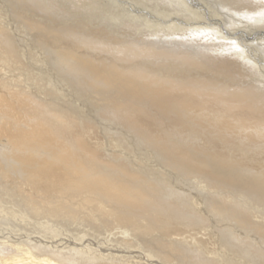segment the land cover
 Segmentation results:
<instances>
[{"label": "bare ground", "instance_id": "obj_1", "mask_svg": "<svg viewBox=\"0 0 264 264\" xmlns=\"http://www.w3.org/2000/svg\"><path fill=\"white\" fill-rule=\"evenodd\" d=\"M6 1L10 4L0 7V264H134L135 260L129 261L136 255L145 259L140 264H154L148 258L157 264H264V247L250 245L238 255L229 240L224 241L225 247L222 242L224 248H217L218 236L214 239L200 231L208 210L246 218L253 209L264 208V203L259 208L254 200L248 201V195L236 201L216 189L220 177L252 194L258 191L255 185L236 179L246 177L244 168L255 173L254 169L264 167V80L236 53L230 38L245 43L257 58V44L264 40V0H222L227 10H246L243 16L251 17L255 27L229 23L227 18L234 17L218 10V0H193L192 7L215 13L222 34L205 27L185 32L174 26L157 30L150 37L153 41L144 40L141 31L127 34L118 26L128 27L126 20H134L136 16L128 11L152 21L188 25L173 17L174 2ZM108 3L119 14L104 11ZM62 7L68 13H62ZM17 18L31 33L36 31V44ZM177 34L189 35L193 41L170 48L158 38ZM66 38L72 44H62ZM42 44L54 55L40 48ZM58 70L67 81L56 77ZM127 87L133 88L128 92ZM136 91L145 93L144 104L138 102ZM75 94L87 109L72 100ZM105 116H113L117 122L111 124H120L121 130L111 132L112 126L99 121H105ZM191 131L197 133L183 137ZM120 132L129 144L135 142L140 149L141 143L161 158V164L153 162V167L147 161L137 165L143 175L158 167L146 188L139 184L142 179H136V185V180L134 184L118 175L141 178L131 169L136 160L130 149L120 158L116 152L111 157L102 154V146H110L116 140L111 136ZM162 164L182 167L193 177L194 186L173 192L179 180L160 171ZM112 170L119 171L118 179L111 177ZM258 192L257 200H264V187ZM73 199L82 204L71 207ZM84 206L98 219L101 216L99 223L121 226L117 242L107 234V238L96 233L78 238L75 220L59 217L60 213L75 215ZM226 232L239 240L234 224ZM151 234L154 238L148 240ZM180 236L184 241H178ZM188 239L193 241L185 244ZM70 243L79 248L92 245L97 253L90 259L78 255L74 261L63 249ZM143 247L159 252L143 251ZM179 250L184 253L174 258ZM115 251L132 255L118 254L116 261L98 257Z\"/></svg>", "mask_w": 264, "mask_h": 264}, {"label": "rangeland", "instance_id": "obj_2", "mask_svg": "<svg viewBox=\"0 0 264 264\" xmlns=\"http://www.w3.org/2000/svg\"><path fill=\"white\" fill-rule=\"evenodd\" d=\"M4 1V2H3ZM12 1H16V0H12ZM149 1H153V0H149ZM154 1H159V0H154ZM165 1V4L164 5H166V3H167V5H168V1H170V3H172V2H174V3H172V5H170V7H172L171 9H170V12H172V13H174L173 15V17H179L182 21L183 20H185L187 23H189L188 25H185L184 26V24H181V25H178V24H180L177 20H174V21H170V22H167V23H163V22H161V21H156V20H148L147 18H145L144 16H141V15H138V14H136V13H134L133 11H128L132 16L133 15H135L136 17H133L134 18V20H130V21H128V20H126V25L128 26V27H126V26H118V28L119 29H121L122 27H124V28H122V29H124V31L127 33V34H130L131 32H134V31H138V32H140L141 31V33H142V35H145L146 36V38L144 39V40H152L153 41V38H150L151 37V35L153 34V33H155L157 30H163V31H165V30H167V29H171L172 27H177V26H180V29H181V27H183L184 28V30H185V32H189L190 30H193L194 28L198 31V30H202L203 29V27H205L204 29H209L208 31L209 32H211V30L214 32V31H216V32H218L219 34H222V30H221V28H220V26H218L217 24H216V22H215V13H213V12H211V13H206V12H203V11H201V9H199V8H197V7H195L194 8V6L192 7V4L191 3H193V0H164ZM188 1V2H187ZM220 3H219V6H220V8L218 9V10H220V11H224V12H226L227 14H229L230 16H233L234 17V19L231 21V18H227L228 19V22L230 23H233V24H252V25H250V26H253V27H255L254 26V24H256V23H254L253 22V20H252V18L251 17H247V16H243V15H247L246 13V10H243V11H241V10H238V11H240V12H237V11H233V10H227V9H225L224 8V5H225V3H223V1L222 0H218ZM217 1V2H218ZM222 1V2H221ZM0 2H1V4H3V5H1L0 4V7L2 8L5 4L4 3H6L7 1L6 0H0ZM3 2V3H2ZM161 2H162V0H161ZM15 3V2H14ZM142 3H146V2H142ZM207 3V2H206ZM10 3H6V5H9ZM16 4V3H15ZM110 4L108 3L105 7H104V11H110V12H112V14L113 15H117V14H119V9H116L117 10V12L114 10V8H111V5L109 6ZM174 5H175V7H174ZM223 5V6H222ZM159 6V5H158ZM158 6H156V8L158 7ZM116 8H118V7H116ZM108 9V10H107ZM17 10H19V9H17ZM62 13H66L67 11H66V9H64L63 7H62ZM168 10V9H167ZM177 10V11H176ZM20 11V10H19ZM33 11H35V10H33ZM33 11H31V12H33ZM36 11H38L39 12V14L41 13L39 10H36ZM52 12V11H51ZM175 12H177L178 14L179 13H181V14H176ZM224 12L222 13V15H224ZM28 13V12H27ZM68 13V12H67ZM240 13V14H239ZM211 14L212 15H214V16H211ZM64 15V14H63ZM243 16V17H242ZM163 18H165V17H163ZM55 19V18H54ZM138 21H137V20ZM147 19V20H146ZM18 20H20L19 18H17V21ZM21 21H23V19H21L20 20V22H18V25L20 26V27H24L25 25H24V23L22 22V25L23 26H21V24H19V23H21ZM56 21V20H55ZM250 21V22H249ZM56 22H58V21H56ZM243 22H245V23H243ZM28 25H26L25 26V29L27 30H30V31H27L28 33H29V35L31 36V38L33 37V38H35V40H33V42H34V44H36V42H37V38H39V36H38V34H36V31L35 30H32V33H31V28L29 29V27H27ZM241 26H244V25H241ZM27 27V28H26ZM175 27H174V29H175ZM202 27V28H201ZM253 27H250V28H253ZM154 30V31H153ZM46 31V30H45ZM115 31V30H114ZM108 32H110V30H108ZM112 32V31H111ZM110 32V33H111ZM35 35V36H34ZM40 35V34H39ZM159 39H161V40H164L161 44H163V43H165V44H167V46H171L170 48H179L180 47V45L181 44H183V45H189V43H186V42H190V41H193V38L191 37V36H189V35H179V34H177L176 36H162V37H158ZM230 37H228V38H225V39H229ZM155 39H157V38H155ZM166 39H170L171 41H169V40H166ZM230 39H232V41H233V44H234V50L236 51V53H238V54H241L240 56L244 59V60H246V61H249V66L250 67H252L255 71H257L258 72V76L259 77H261L263 80H264V50H263V48H264V40L263 39H261L260 40V42L257 44V48L259 49L258 51H257V58L256 57H253V55L247 50V49H245V46H246V44L245 43H240L239 42V40H237V39H234V38H230ZM63 41H66V42H64L63 43ZM68 41V39L66 38V40H62L61 42H62V44H72V43H70L69 41ZM22 45H24L23 44V42H22ZM240 45H242V46H240ZM40 48H42V49H44L45 51H46V53H51L52 55H54L53 54V52H55L53 49H51L48 45H43L42 44V46L40 47ZM261 52H263V53H261ZM35 53V52H34ZM32 54V53H31ZM237 54V55H238ZM35 54H32V56H31V58L32 59H34V57H36V55L34 56ZM263 56V57H262ZM263 62H262V61ZM249 68V67H248ZM244 69H247L246 67L245 68H243V70ZM60 71H62V70H58V72H59V74L60 75H57L56 77L59 79V80H61V81H63V80H65V78H66V75H65V77H64V75L63 74H61L62 72H60ZM68 80V79H67ZM67 80H65V81H67ZM133 87H130V88H128L127 87V90H128V92H130V90L132 89ZM147 95H148V93H146ZM136 95H137V98H138V102L139 103H141V104H144L145 102H146V97H145V93L144 92H137L136 91ZM77 96H79L78 94H75V96L73 97V99L72 100H74L75 98V102H78V104H79V106H81L80 108H82L83 106H84V102L85 101H81V99L79 98V97H77ZM78 99H80V100H78ZM80 102V103H79ZM175 101H170V102H168V104H170V103H174ZM85 108L84 109H87V106H84ZM174 107H176V106H174ZM179 110H181V109H179ZM181 114H182V112H180ZM102 116V115H101ZM105 117H107V116H105ZM110 118V119H109ZM94 118H92V122H94V120H93ZM110 120V121H109ZM111 120H115V118L113 117V116H109V117H107V118H105V121H103V120H99L101 123H108L107 124V127H109V128H112L113 127V129H111V132H113L114 131V129H116V128H120L119 127V125H116V124H111V123H113ZM116 121V120H115ZM117 122V121H116ZM115 122V123H116ZM112 126V127H111ZM120 130H121V128H120ZM98 131H100L99 133H100V136H102V135H104L103 134V130H102V128L99 130L98 129ZM110 132V131H109ZM174 132V131H173ZM172 132V133H173ZM122 133H125V132H122ZM195 133H197V132H194V131H191V132H189V133H187V134H185V135H183V137H188L190 134H195ZM118 135H113V136H111L112 138L111 139H116V140H111V145H113V146H106L105 144L102 146V152H104V153H102V154H104L105 156H110L111 157V155L113 156L114 155V153L116 152H118L117 154L115 153V155H117L118 156V158H120L121 156H123V154H122V152L125 154L126 153V151H128L129 149V151L131 152V155H133V157H134V159L136 160L135 161V165H133V167H132V165L130 166V167H132L131 169H133V170H135V172L136 171H138V172H140L141 173V178H130V177H128L127 175H126V173H123V172H121V173H119L118 174V172L117 171H115V170H112V171H110V175H111V177H112V174H113V176H115L113 179H115L116 177V179H118V175H124V176H122V177H120V179H122V178H125V179H127V180H130V179H132V182L135 184L136 183V181H137V183H136V185L138 184V182L140 181V182H142V183H140L139 182V184L140 185H142V186H144L145 188H146V183H147V181H151V180H153L154 179V177H153V174H154V172H155V170H157L158 169V167L156 168V167H154V168H152L153 170H148V172L145 174V175H143L142 174V171H141V169H140V165L139 166H137L138 164H144L142 161H147L146 163H148V162H150L149 164H151L152 165V163L153 164H161L160 162V160H161V158H160V156H159V154H157V153H155V151L154 150H152V149H148V147H146V146H144L143 144H141V143H139V146L138 147H141L140 149L139 148H136V143L134 142L133 143V145L132 144H129V142L127 141V139H125V137H124V134L122 135L121 134V132L120 133H117ZM126 134V133H125ZM174 134V133H173ZM178 136V134H176V136H174L175 138H179V137H177ZM118 139V140H117ZM127 141V142H126ZM126 143V144H125ZM128 144H129V146H128ZM135 144V145H134ZM131 146H133V147H131ZM248 148H252L251 146H247ZM115 148H116V150H115ZM119 149H121V151L119 150ZM123 149V150H122ZM135 150V151H134ZM148 150V151H147ZM112 151V152H111ZM114 151V152H113ZM138 151H140V152H138ZM141 152H143V153H141ZM110 153V154H109ZM113 153V154H112ZM135 154V155H134ZM147 154H150L149 156H150V159L147 157ZM119 155H120V157H119ZM152 157V158H151ZM85 163L87 164V165H89V164H94L95 163V165H99V164H97L98 162L97 161H93V162H87V161H85ZM92 164V166H94ZM163 165V164H162ZM95 167H99V166H95ZM152 167H153V165H152ZM167 167V168H166ZM165 168V169H164ZM140 169V170H139ZM155 169V170H154ZM162 169V170H161ZM168 169V170H167ZM173 169V170H172ZM219 170H221V168L219 169ZM225 170V169H224ZM255 171V173H252V172H250L249 171V169L248 168H244L243 169V171H245V172H247V173H245L244 175H246V177L245 178H242V179H236V180H239V181H242V182H245V183H247L249 186H254L255 185V189H257L258 191H260V187H264V167L263 168H261V169H254ZM160 171H163V173H165V172H167V173H165L166 175H168L169 176V178H171L172 177V179H173V181H175V182H178V180H179V184H176L175 186H176V188L174 187V188H171V190H173V192L175 191V190H177V191H180V190H183L182 188L183 187H188L189 185L191 186V188L194 186L193 185V183H192V176L191 175H187V173H186V171L184 170V169H182V167H181V169L179 170V169H176V168H170L169 166H165L164 167V165H163V168L161 167L160 168ZM169 171V172H168ZM257 172V173H256ZM116 173L118 174V175H116ZM150 173V174H149ZM250 174H254L255 176H256V178L255 179H252L251 177H250ZM143 175V176H142ZM152 176V177H151ZM188 176H190V177H188ZM144 177L146 178V179H144ZM192 177V178H191ZM178 178V179H177ZM218 178V179H217ZM216 178V181L217 180H219V183L220 184H218V188H216L217 189V192H220V191H222V192H224V194L225 195H227V196H231L232 195V197L234 198V200H236L235 198H237V200L236 201H240L241 200V195L242 196H244V197H246L247 195V197H248V201H252L253 202V200H254V202L253 203H257V205H258V207L260 208V207H262V206H260V205H262V203H264V200H257V199H259L258 197V194H259V192L257 191V192H254L253 194H252V192H249V191H244L242 188L240 189V186L237 184V182H234V183H232V182H228L227 180H221V178L220 177H217ZM125 179H124V181H125ZM136 179H138V180H136ZM123 180V179H122ZM136 180V181H135ZM182 180V181H181ZM186 180V181H185ZM215 181V182H216ZM128 182H131V180L130 181H128ZM145 182V183H144ZM184 185V186H183ZM231 186V187H230ZM236 186H238L237 188H236ZM159 188H161V186H158ZM182 187V188H181ZM155 188V187H154ZM221 188V189H220ZM179 189V190H178ZM198 189V188H197ZM232 190V191H230V190ZM236 189V191H234V190ZM224 190V191H223ZM227 190H229V191H227ZM238 190H240V191H238ZM244 191V194L242 193V191ZM227 191V192H226ZM229 192V193H228ZM232 192V193H231ZM237 192V193H236ZM238 192H240V193H238ZM246 192H247V194H246ZM228 193V194H227ZM258 193V194H257ZM230 194V195H229ZM166 195H167V193H166ZM238 195V196H237ZM240 196V198H238ZM232 197H230L231 199H233ZM261 198V197H260ZM74 200V205H72L71 207H77V205H79V203H80V201H78L77 199H73ZM67 204H70V203H67ZM80 204H82V203H80ZM89 207H87V206H84V207H82V209H81V211H78L75 215L74 214H70V213H60L59 214V217L61 216V215H63V216H66V218H68V219H70L71 221H73L74 222V220H75V222L74 223H77L76 224V231H74L75 232V234H76V237H80V236H82V234L83 235H87L88 234V236L90 237V238H92L93 236H95L96 234H100L99 235V237L100 238H107L108 236V238H111L112 237V239H114V240H116L115 242H117L118 240H119V233L121 232V226L120 225H115L113 222H107V221H105V222H103L102 223V221L99 223V221L100 220H102L101 219V216L99 217V219H98V214L97 213H95L94 212V214L93 213H91V211L88 209ZM254 211H252L248 216H246V218H244L243 216H240V217H230V216H225V214H222L221 212V214L220 213H212L211 211L209 212V210H208V212H206V213H208V217L206 216V215H204V230L203 229H201L200 231L201 232H205V234L207 233V232H209L210 234H211V236L215 239L217 236H218V240H216V243H215V245L217 244V242H218V244H217V248L219 247V248H224L225 246H226V243H224V241H227V240H229L230 242V245H231V247H232V249H234L235 251H236V253L239 255H243V252H244V248L245 247H247V246H255V247H264V208H262V209H253ZM84 211H86V212H84ZM261 211V212H260ZM80 212H81V214L83 215L84 214V219L86 220H83V216L80 214ZM84 212V213H83ZM254 212V213H253ZM86 213V214H85ZM79 215H81V217L79 216ZM89 215V216H88ZM68 216H70V217H68ZM77 216V217H76ZM57 217H58V215H57ZM65 218V217H64ZM80 218L82 219V220H80ZM88 218H89V220H88ZM93 219L94 220V222L91 220V219ZM96 220H95V219ZM257 218V219H256ZM62 219V218H61ZM237 219V220H236ZM60 219H58V218H56V222L57 221H59ZM213 220V221H212ZM259 220V221H258ZM85 221V222H84ZM98 221V222H97ZM254 221V222H253ZM257 221V222H256ZM88 222V223H87ZM252 222V223H251ZM83 225H82V224ZM212 223V224H211ZM229 223V224H228ZM250 223V224H249ZM257 223H258V225H257ZM260 223V224H259ZM80 224V225H79ZM104 224V225H103ZM232 224H234V228H235V230L238 232V236H239V240L238 241H236V240H232V238H231V236H229V233L228 232H226L228 229H229V225L231 226ZM252 224V225H251ZM79 225V226H78ZM101 225V226H100ZM258 227H257V226ZM91 226V227H90ZM255 226V227H254ZM260 226H262V227H260ZM95 227V228H94ZM244 227V228H243ZM254 229H256V230H254ZM81 228H82V233H81ZM91 228V229H90ZM94 228V229H93ZM100 228V229H99ZM93 229V230H92ZM247 229V230H246ZM248 229H250V230H248ZM88 230V231H87ZM90 230V231H89ZM98 230V231H97ZM242 230V231H241ZM252 230V231H251ZM113 231V232H112ZM223 231V232H222ZM251 231V232H250ZM248 232V233H247ZM259 232V233H258ZM78 233L79 234H81V235H79V236H77L78 235ZM85 233V234H84ZM96 233V234H95ZM114 233V234H113ZM219 233H221V234H219ZM257 233V234H256ZM108 236H107V235ZM261 234V235H260ZM115 235V236H114ZM154 235L155 234H151V236H147V239L148 240H151V238L153 237L154 238ZM222 235V236H221ZM226 236V237H225ZM150 237V238H149ZM251 237V238H250ZM95 238V237H94ZM117 238V239H116ZM178 238V241H184L183 239H185V238H183L182 239V236H180V237H177ZM259 241H258V240ZM155 240V239H154ZM188 240H189V242H188ZM188 240H186L185 241V244L186 243H191L193 240L192 239H188ZM257 241V242H256ZM222 242L224 243V247H221L223 244H222ZM253 242V243H252ZM220 243V244H219ZM145 244H147V243H145ZM184 244V243H183ZM260 244V245H259ZM56 249H58L59 247L58 246H60L59 244H58V242L56 243ZM67 246H63V249H65V253H68L69 254V256H70V254H72L74 257L73 258H75V257H77L78 255H82V256H84V257H86V258H88V259H90L91 257H94V255L97 253L96 251V249H95V247L93 246L92 247V245H87V244H85L84 246L81 244L80 246H83V247H80L79 248V244H78V246H75V245H71V243L70 244H66ZM144 244H141V246H143ZM175 245V244H174ZM189 245V244H188ZM219 245V246H218ZM58 247V248H57ZM67 249H66V248ZM87 247L89 248V249H87ZM90 248H92V249H90ZM142 250L143 251H147V252H159V249H158V251H157V249H152V250H149V249H147V247H143L142 248ZM71 251H73V252H71ZM90 252V253H89ZM116 252V254H114ZM114 253H111V255L110 256H101V255H98V257L100 258H102V259H106V260H110V261H112V260H117V256H118V254H120V255H122V256H124L125 255V257H128V256H130V255H132V254H129V253H124V254H121V253H117V251H115ZM81 253H83V254H81ZM92 253V254H91ZM182 253H184L183 252V250H179V252H177V254L174 256V258L175 257H178V256H180ZM127 254V255H126ZM88 255V256H87ZM116 256V257H115ZM136 256H138V255H136ZM136 256H134V257H132L131 259H130V261L129 262H132V260H135L136 262H132V263H134V264H140V262H143V261H145V259L144 258H142L141 256H138V257H136ZM112 259V260H111ZM144 259V260H143ZM148 259H150L154 264H157L158 262H155V261H153L152 260V258H148ZM74 261H77L76 260V258H75V260ZM173 262H175V261H173ZM144 263V262H143ZM149 263V262H148ZM150 264V263H149Z\"/></svg>", "mask_w": 264, "mask_h": 264}]
</instances>
